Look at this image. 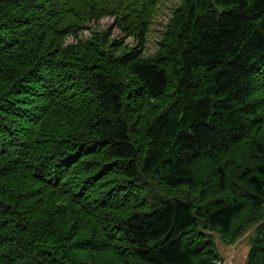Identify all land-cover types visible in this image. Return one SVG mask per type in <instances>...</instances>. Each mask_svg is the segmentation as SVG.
<instances>
[{"label": "trees", "instance_id": "1", "mask_svg": "<svg viewBox=\"0 0 264 264\" xmlns=\"http://www.w3.org/2000/svg\"><path fill=\"white\" fill-rule=\"evenodd\" d=\"M249 230L264 264V0H0V264H222Z\"/></svg>", "mask_w": 264, "mask_h": 264}, {"label": "rangeland", "instance_id": "2", "mask_svg": "<svg viewBox=\"0 0 264 264\" xmlns=\"http://www.w3.org/2000/svg\"><path fill=\"white\" fill-rule=\"evenodd\" d=\"M173 0H166V3H170ZM113 17L103 16L99 21L101 23L97 26L100 28H105L107 26V23H112ZM166 22L156 21L155 25L151 28L150 34H151V42H147L145 45V55H152L155 54L158 50V44L154 42V35H156L157 30H163L166 29ZM89 31L86 30L84 33V37L89 36ZM130 38H127L129 40ZM125 43H128L127 41H124ZM182 191V190H181ZM219 241V240H218ZM219 246V252L220 256H222V264H242L244 262L245 252H246V244L239 243L236 248L233 249L234 245L231 246H223L221 243H218ZM219 263V262H218Z\"/></svg>", "mask_w": 264, "mask_h": 264}, {"label": "water", "instance_id": "3", "mask_svg": "<svg viewBox=\"0 0 264 264\" xmlns=\"http://www.w3.org/2000/svg\"><path fill=\"white\" fill-rule=\"evenodd\" d=\"M250 232H251V230H249V231H247L245 234H244V236L243 237H241V238H239L235 243H233V244H228V245H226V244H224L221 240H220V238H219V236L217 235V237H216V245H217V250H218V252H219V246H218V243H221L223 246H231V245H234V247H233V249H235L236 247L235 246H237L239 243H245L246 244V252H245V257H244V262L242 263V264H245L246 263V260H247V256H248V253H249V251H250V245L248 244V242H247V237H248V235L250 234ZM219 240V241H218ZM219 254H220V252H219ZM221 255V254H220ZM221 258H222V256H221Z\"/></svg>", "mask_w": 264, "mask_h": 264}, {"label": "bare ground", "instance_id": "4", "mask_svg": "<svg viewBox=\"0 0 264 264\" xmlns=\"http://www.w3.org/2000/svg\"><path fill=\"white\" fill-rule=\"evenodd\" d=\"M257 71H258V70H257ZM260 72H261V71H260ZM252 102H253V101H252ZM76 236L78 237V235H76ZM78 238H79V237H78ZM78 240H79V239H78ZM80 240H81V238H80ZM99 245H100V244H99ZM98 247H100V246H98ZM93 249H94V248H93ZM100 249H101V248H100ZM95 251H96V250H95ZM72 252H73V251H72ZM62 253H63V252H62ZM65 253H66V252H65ZM66 254H67V253H66ZM66 254L64 255L65 257L68 256V255L66 256ZM71 254H72V253H71ZM62 255H63V254H62ZM71 258H72V257H71ZM67 259H68V257H67ZM66 261H67V260H66ZM63 262H64V261H63ZM69 262H70V261H69ZM74 263H75V262H74Z\"/></svg>", "mask_w": 264, "mask_h": 264}, {"label": "built area", "instance_id": "5", "mask_svg": "<svg viewBox=\"0 0 264 264\" xmlns=\"http://www.w3.org/2000/svg\"><path fill=\"white\" fill-rule=\"evenodd\" d=\"M100 23H101V21H100ZM100 23H99V24H100ZM108 24H109V23H107V26H108ZM84 33H85V32H84Z\"/></svg>", "mask_w": 264, "mask_h": 264}]
</instances>
